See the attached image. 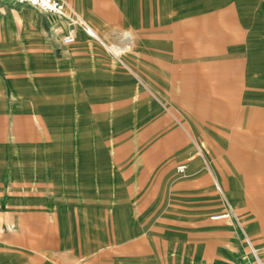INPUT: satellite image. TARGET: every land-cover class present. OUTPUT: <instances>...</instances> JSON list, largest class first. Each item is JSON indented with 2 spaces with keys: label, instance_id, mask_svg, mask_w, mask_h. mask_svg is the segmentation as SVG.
<instances>
[{
  "label": "crops",
  "instance_id": "crops-1",
  "mask_svg": "<svg viewBox=\"0 0 264 264\" xmlns=\"http://www.w3.org/2000/svg\"><path fill=\"white\" fill-rule=\"evenodd\" d=\"M65 1L96 36L0 0V264H257L225 199L264 262V206L197 141L264 107V0Z\"/></svg>",
  "mask_w": 264,
  "mask_h": 264
},
{
  "label": "rangeland",
  "instance_id": "rangeland-1",
  "mask_svg": "<svg viewBox=\"0 0 264 264\" xmlns=\"http://www.w3.org/2000/svg\"><path fill=\"white\" fill-rule=\"evenodd\" d=\"M126 35H128L129 38L131 37V34L125 33L123 36L105 42L109 50L114 46L119 48V52L116 51V53H114L111 50L109 52L115 58V54H117L120 59L125 62L126 59H128L127 57H131L132 51V43L125 38ZM119 63L122 62L120 61ZM129 66L133 71V66L131 64H129ZM122 69L126 71L128 68L126 66ZM134 101L135 99L127 100L128 104ZM246 114L252 115V119H249L252 122H248V118L245 117ZM239 120L236 129L241 132L240 135L198 137L197 141L201 147L205 148L210 153L212 160L217 163L218 168L225 170L227 175L234 173V169L238 162V176L243 181V190L247 193L248 200L252 205L250 206L249 203L246 209L251 212L254 210L259 211L262 210L264 206V165L258 164L255 157L261 156L258 148L264 144V107L239 108ZM245 132L247 135H244ZM237 151L248 153V155L243 156V160L238 157V160L235 154ZM224 161L226 163H224Z\"/></svg>",
  "mask_w": 264,
  "mask_h": 264
},
{
  "label": "built area",
  "instance_id": "built-area-1",
  "mask_svg": "<svg viewBox=\"0 0 264 264\" xmlns=\"http://www.w3.org/2000/svg\"><path fill=\"white\" fill-rule=\"evenodd\" d=\"M14 1L20 5L27 4L31 6L32 8L36 9L37 11L45 12V13L52 14L55 16L59 15L61 17H64L72 25L74 24L80 25L90 35L96 36V33L92 29H90V27H88L75 12L71 13L65 0H14ZM74 41H75L74 35H67V36H64L62 39V42L64 45H71L74 43ZM110 50L116 53V51L113 48ZM115 55L119 61L124 63V61L121 60L117 54ZM184 170H186V164H180V166L178 167V171L183 172ZM217 188L220 191V193L223 194L221 188L219 186H217ZM224 201H225L224 209L222 210V212L215 214L211 219L215 221V220H226V219L234 218L236 220L237 225L241 228V231L243 232L244 240L246 244L248 245L250 252L253 254L255 261L257 262V264H264V262L261 261L258 249L254 246L251 239L244 231L243 227H241V223L239 222V219L236 216L235 210H233V208L231 207V205L226 199Z\"/></svg>",
  "mask_w": 264,
  "mask_h": 264
},
{
  "label": "bare ground",
  "instance_id": "bare-ground-1",
  "mask_svg": "<svg viewBox=\"0 0 264 264\" xmlns=\"http://www.w3.org/2000/svg\"><path fill=\"white\" fill-rule=\"evenodd\" d=\"M119 52V51H118Z\"/></svg>",
  "mask_w": 264,
  "mask_h": 264
}]
</instances>
